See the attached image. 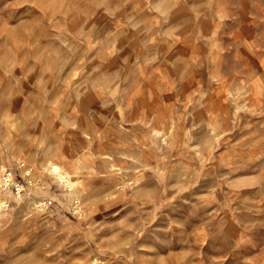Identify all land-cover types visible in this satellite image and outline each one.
Instances as JSON below:
<instances>
[{
	"label": "rangeland",
	"instance_id": "374dc122",
	"mask_svg": "<svg viewBox=\"0 0 264 264\" xmlns=\"http://www.w3.org/2000/svg\"><path fill=\"white\" fill-rule=\"evenodd\" d=\"M0 264H264V0H0Z\"/></svg>",
	"mask_w": 264,
	"mask_h": 264
},
{
	"label": "bare ground",
	"instance_id": "6f19581e",
	"mask_svg": "<svg viewBox=\"0 0 264 264\" xmlns=\"http://www.w3.org/2000/svg\"><path fill=\"white\" fill-rule=\"evenodd\" d=\"M167 234V233H166Z\"/></svg>",
	"mask_w": 264,
	"mask_h": 264
}]
</instances>
